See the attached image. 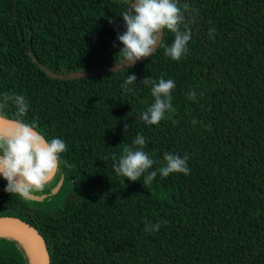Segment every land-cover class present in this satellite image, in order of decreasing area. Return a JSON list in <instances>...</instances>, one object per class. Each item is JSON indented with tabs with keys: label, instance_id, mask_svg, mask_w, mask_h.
<instances>
[{
	"label": "trees",
	"instance_id": "trees-1",
	"mask_svg": "<svg viewBox=\"0 0 264 264\" xmlns=\"http://www.w3.org/2000/svg\"><path fill=\"white\" fill-rule=\"evenodd\" d=\"M178 6L188 53L173 61L157 48L116 72L124 0H0V97L24 95L23 119L67 145L60 171L29 200L5 192L0 176V216L36 228L50 264H264V0ZM145 77L175 82L173 110L157 125L140 118L154 103ZM3 111L11 120L15 107ZM137 135L157 161L149 171L168 152L187 155L190 173L158 174L146 187L143 176H118L112 156ZM0 264L32 262L23 243L0 235Z\"/></svg>",
	"mask_w": 264,
	"mask_h": 264
},
{
	"label": "clouds",
	"instance_id": "clouds-1",
	"mask_svg": "<svg viewBox=\"0 0 264 264\" xmlns=\"http://www.w3.org/2000/svg\"><path fill=\"white\" fill-rule=\"evenodd\" d=\"M178 2L179 0H124L125 11L120 16L126 31L117 36L123 48L116 56L120 57L119 62L115 60L114 63V69H119L116 72H127V67L134 66L141 58L150 57L157 48L163 47L165 56L173 61L181 60L188 53L191 30L184 23L185 15ZM165 30L174 35L170 45L163 43L162 34ZM141 82L151 85L154 103L140 118L147 125H157L165 119L166 113L173 110L171 92L175 89V82L164 78L155 81L151 77H145ZM133 83H136V76L127 74L121 88L130 92L128 86ZM196 95L195 90L188 93L189 99L194 100ZM9 104L14 105L15 113L10 122L0 128V176L7 181L5 192L17 195L22 200H29L33 193L42 192L60 171V156L66 151L67 145L61 138L47 139L37 130L35 120L29 123L23 119L29 111V102L22 94L5 93L0 97V119L5 118L3 110ZM127 130L128 126L125 124L124 131ZM132 145L136 147L125 146L119 158L115 154L112 156L113 170L124 179L137 182L143 176V185L146 187L158 174L161 178H166L174 173H190L187 155L181 157L168 152L163 155V166L149 171L157 161L144 150L145 138L137 135ZM164 223L166 221L155 224L148 222L145 231H159Z\"/></svg>",
	"mask_w": 264,
	"mask_h": 264
},
{
	"label": "water",
	"instance_id": "water-1",
	"mask_svg": "<svg viewBox=\"0 0 264 264\" xmlns=\"http://www.w3.org/2000/svg\"><path fill=\"white\" fill-rule=\"evenodd\" d=\"M9 122L10 119L7 118L0 119V128L6 126ZM2 229H17L19 231H22L24 234L28 235L35 243L36 251L38 255V264H50V254L45 239L38 232V230L34 228L31 224L18 218L0 216V230ZM0 235L10 236L6 234H0ZM10 237L17 239L16 237L13 236ZM20 242L23 243L22 241ZM24 246L27 248L30 254L32 264H35L34 259L32 257V253L25 244Z\"/></svg>",
	"mask_w": 264,
	"mask_h": 264
},
{
	"label": "bare ground",
	"instance_id": "bare-ground-1",
	"mask_svg": "<svg viewBox=\"0 0 264 264\" xmlns=\"http://www.w3.org/2000/svg\"><path fill=\"white\" fill-rule=\"evenodd\" d=\"M0 234L10 235L22 241L32 253L34 263L38 264V255H37L35 243L28 235L24 234L22 231H19L17 229H2L0 230Z\"/></svg>",
	"mask_w": 264,
	"mask_h": 264
},
{
	"label": "rangeland",
	"instance_id": "rangeland-1",
	"mask_svg": "<svg viewBox=\"0 0 264 264\" xmlns=\"http://www.w3.org/2000/svg\"><path fill=\"white\" fill-rule=\"evenodd\" d=\"M142 59H144V58H141L140 60H142ZM109 70H111V68Z\"/></svg>",
	"mask_w": 264,
	"mask_h": 264
}]
</instances>
